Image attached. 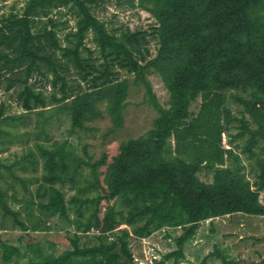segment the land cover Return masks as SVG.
<instances>
[{
  "label": "trees",
  "instance_id": "16d2710c",
  "mask_svg": "<svg viewBox=\"0 0 264 264\" xmlns=\"http://www.w3.org/2000/svg\"><path fill=\"white\" fill-rule=\"evenodd\" d=\"M108 1L25 0L20 9L0 14V83L16 91L23 108L6 114L1 104L0 152L14 137L30 134L20 129L29 112L44 117L31 131L34 146L22 156L33 168L41 166L40 183L21 208L35 217L34 230L49 229L55 216L71 226L68 248L55 252L34 242L21 252L8 245L3 264H137L131 237L169 227L179 229L172 235L176 246L152 264H178L202 221L235 212L264 215V0H125L154 17L150 29L109 27L94 12ZM60 7L75 17L65 43L52 14ZM71 66L85 86L69 85ZM153 74L167 89L166 104L153 89ZM36 75L49 81V94L31 81ZM131 85L144 89V101L157 115L144 134L122 140L115 154L93 159L85 144L82 155L68 138L47 141L46 125L62 111L69 115V135L80 136L103 111L111 115L108 132L122 126ZM227 90L242 92L234 96L249 115L240 118L231 141L246 137L241 152L254 162L253 180L240 153L220 145L225 127L219 98ZM42 134L47 142L39 140ZM1 164L19 178L13 163ZM66 189L73 191L68 197ZM5 195L0 189L3 217L11 215L27 229ZM210 254L236 264L218 248Z\"/></svg>",
  "mask_w": 264,
  "mask_h": 264
},
{
  "label": "rangeland",
  "instance_id": "374dc122",
  "mask_svg": "<svg viewBox=\"0 0 264 264\" xmlns=\"http://www.w3.org/2000/svg\"><path fill=\"white\" fill-rule=\"evenodd\" d=\"M24 1L0 0V14L20 9ZM57 9H60L61 12H56ZM57 9H54L52 14L60 20L56 31L62 43H65V34L70 27L74 26L75 17L66 7ZM94 12L99 18L105 20L109 27H124L127 25L131 29H150V26L155 23L154 17L148 11L136 5H131L125 0H121V2L108 1L103 6H97ZM91 37L92 35L88 34L86 42L90 48L94 49L95 43ZM149 47L151 52L155 51V40L153 38H150ZM122 76H128L132 79L125 72ZM150 79L159 101L166 104L168 92L161 78L153 74ZM31 81L37 87H41L45 93L49 94L51 92V86L47 79L36 75ZM68 82L70 86H85V81L73 66L69 69ZM143 90L141 87L130 86L126 98L127 104L123 109V125L117 127L114 131L108 132L109 127L112 125L111 115L107 111H103L101 115L87 122L90 128L80 131V136L78 134L69 135L67 132L70 123L69 115L62 111L48 121L46 130L50 135V139L47 141L68 138L73 145V149L82 155L83 145L85 144L93 159L100 157L104 152L109 157L112 156L118 151V146L122 140L144 134L152 126L157 111L144 101ZM239 93L242 92L227 90L223 91L219 98L221 99L220 121L225 127L221 134L220 145L226 148L234 147L240 153L245 164V171L248 177L253 180L254 175L250 169L254 162L247 157L246 153L241 152V146L244 144L246 137L235 138L231 141L232 135L239 131L240 118L243 115L249 118V115L244 112L242 104L234 96ZM2 103L6 114L23 111L16 99V91L13 88L7 90L0 83V106ZM104 104H100L102 108ZM200 105V98L192 104L195 115L198 113ZM29 114L30 116L26 122L20 124V129L30 131V134L23 137H14L9 149L0 152V163H13L12 171L19 177L12 175L1 164L0 189L6 191L7 203L12 209L20 210L19 218L29 227L27 229L21 228L13 222L11 215L3 217V209L0 207V264L4 263L6 246L8 245L17 246L21 252L29 250L28 244L34 242H39L44 248L53 249L55 252H60L70 246L66 229L71 226L67 220L55 216L48 222L50 224L49 229L34 230L30 227L32 218H29L27 209L21 208L27 197L34 195L40 183L38 177L42 170L41 166L33 168L27 159L22 157L27 152L28 147L34 146V137H32L31 131L37 129V119L42 120L44 118L34 111L29 112ZM226 118L229 119L228 122H226ZM2 127L6 126L2 124ZM39 140L46 141V135L42 134ZM170 140L174 145L175 138L171 137ZM236 144L238 147L235 146ZM66 192L67 197L73 193L69 189H66ZM260 198L262 201L264 200L263 191ZM32 220H35V217ZM120 226L125 227L126 225L122 224ZM168 229L171 228L157 230L143 238L131 237V249L137 264H152L154 260L162 259L164 253L175 248L176 244L172 235L178 233L179 229ZM216 248L225 253L227 259L235 261L236 264H264V215L235 212L202 221L194 238L186 243L185 256L178 264H202L203 261H205V264H222L221 258L217 254H210ZM26 258L22 256L19 259L26 260ZM150 259L153 261L151 262ZM163 264H173V260H165Z\"/></svg>",
  "mask_w": 264,
  "mask_h": 264
},
{
  "label": "built area",
  "instance_id": "2783aa9c",
  "mask_svg": "<svg viewBox=\"0 0 264 264\" xmlns=\"http://www.w3.org/2000/svg\"><path fill=\"white\" fill-rule=\"evenodd\" d=\"M151 260V259H150ZM153 260H151V262H152Z\"/></svg>",
  "mask_w": 264,
  "mask_h": 264
}]
</instances>
